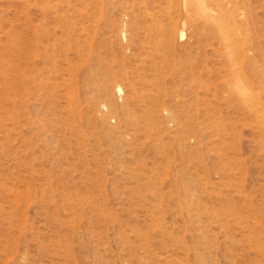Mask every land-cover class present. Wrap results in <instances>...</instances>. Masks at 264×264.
Instances as JSON below:
<instances>
[{
	"label": "rangeland",
	"instance_id": "1",
	"mask_svg": "<svg viewBox=\"0 0 264 264\" xmlns=\"http://www.w3.org/2000/svg\"><path fill=\"white\" fill-rule=\"evenodd\" d=\"M223 1L246 41L190 0H0V264H264V0Z\"/></svg>",
	"mask_w": 264,
	"mask_h": 264
},
{
	"label": "bare ground",
	"instance_id": "2",
	"mask_svg": "<svg viewBox=\"0 0 264 264\" xmlns=\"http://www.w3.org/2000/svg\"><path fill=\"white\" fill-rule=\"evenodd\" d=\"M187 8L191 13V16L189 17L191 22H196L197 24H199V21H201L203 24V28L209 27L211 30L215 28L220 37L226 40V45L227 43L228 45H230L231 40L238 38V34L244 35V39L245 37L247 38L249 26H247L246 24L248 23V19L243 18L241 20L239 24V31H235L234 29H232V26H229V24L232 21H236V18H222L224 13H226L228 10L223 0H198L197 2H195L194 0H190V4H188ZM244 28H246L247 30L246 33L245 31H243ZM174 32V27L169 26L165 29V36L169 38V36H172ZM236 42H238V40H236ZM119 90H122L121 86H119ZM235 91L241 96L243 100H246V91H244V89L237 85Z\"/></svg>",
	"mask_w": 264,
	"mask_h": 264
}]
</instances>
